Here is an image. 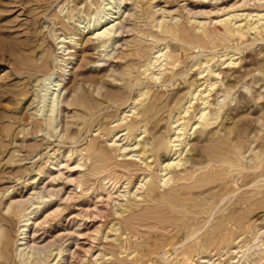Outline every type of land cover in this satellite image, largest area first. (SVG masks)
Instances as JSON below:
<instances>
[{"label":"rangeland","instance_id":"rangeland-1","mask_svg":"<svg viewBox=\"0 0 264 264\" xmlns=\"http://www.w3.org/2000/svg\"><path fill=\"white\" fill-rule=\"evenodd\" d=\"M67 1L70 3L68 4ZM73 1L82 0H0V189L5 190L14 187L12 195L23 198L29 197L37 188L42 186H47L48 189L52 190H61L60 196L54 199V203L44 206L36 218L39 220L38 223H42V226L48 231L45 241L53 238L54 235L58 236L62 229L61 236L69 233L72 229L74 238L76 235L73 231L77 227L73 223V226L70 225L69 231L64 228L66 221H58L56 218L49 217L52 218L51 221L46 222L45 217L48 213L52 214L58 206L62 211L69 209L66 213L72 211L75 206L76 195L72 194V197L68 198L69 192L80 189L78 181L75 182L73 179L81 172L85 174V178L90 177V166L97 160L93 154H90L88 158L87 149L89 147L87 145L90 144L89 146H91L94 143L92 146L96 145L95 147L105 152L107 156L112 155V159L109 161L113 160L120 164L134 161L137 166L134 164L133 167L139 168V164L144 166L142 159L126 155L133 152L132 145L134 142L145 138L152 140L159 136L155 138L157 140L165 138L167 134H173L175 126L170 125L169 121L175 117H182L180 121H186L189 128H187L188 134L190 133L183 142L186 148L184 147L181 155V164L166 168L167 172L172 173L173 178L161 188L163 191H168L180 185L176 188L179 190L178 194L181 193L179 194L180 198L177 196V200L184 201L185 204L188 202V208L186 205L187 209H185L189 210L188 212L193 209L187 214L185 210H171L167 203L151 202L150 199L142 202V207L153 203L157 213L165 215L172 211L171 214L181 215L187 219V222H192L190 217L194 216L193 222L199 221L198 224H201L200 232L193 240L194 243H192L193 241L190 242L195 245L194 250L188 257L182 255L181 250L178 251V256L175 254L172 257L175 260L173 263L207 264V260L211 259V264H264V252L259 254L260 256H255L250 252V249L252 252L254 251L252 247L257 244V241L262 240L264 242V30L260 29L261 31L258 33L254 30H247L248 36L243 42L234 36H231L232 39L215 37L218 33L217 30L220 31L222 28V24L215 21L217 18H221L233 9L248 12L247 6L242 5L244 0H142V2L141 0H127L123 8L126 11L122 17L125 29L123 28L120 33V42L110 56L105 55L106 52L98 47V40L92 39L90 34H86V32L82 34L79 25L69 26L70 31L77 33L75 37L78 44L70 45V48L74 50L70 53L74 56V60L70 75L65 81L67 91L64 95L65 103L61 112L60 128L62 132L65 131L66 137L75 136L74 139L73 137L68 138L69 140L66 142L64 140L67 138L62 141L56 137L48 138L40 118L28 119L21 109L23 102L21 97L29 89L31 74L23 65L26 58L32 54L30 47L35 45L32 40L35 36L40 35V26H44L47 63L37 71V73H43L49 66L54 65V55L57 54V46L51 37L52 27H56L57 30L67 27H63L64 22L59 11L60 7L67 4L69 11L72 9L71 6L75 4ZM96 1L84 0L79 4L78 7L82 6L81 20L86 19L85 14L89 16L99 6L100 0ZM247 1L249 4L253 3V0ZM90 3L95 4L93 6ZM158 21H164L163 24L168 22L167 24H172L171 26H174L175 29H180L179 33L181 34L177 35L178 40L175 38L176 36L170 35L171 32L168 34L165 32L167 35H164L163 27L161 28ZM53 22L55 23L53 24ZM206 22L207 24H205ZM163 24L162 26H164ZM46 25H49L50 29ZM205 28L207 33L211 34V38H207V43L204 41L201 46H199V42L197 45L194 44L199 41L196 36H202V33L204 34L206 31ZM135 47L137 48L135 49ZM160 48L168 56V53H172V55L180 53L181 60L179 59L180 63H177L176 69L170 66L173 71L170 69L165 77H163V73H160V79H155L156 82L151 77L153 73L161 72V70L166 72L164 68L169 67L167 64L169 62L168 57H162L159 61L154 62V54L152 55V53ZM230 56L235 59L234 63L229 64L228 58ZM150 61L153 63L150 64ZM214 70L217 71L216 77L212 76ZM177 71L180 72V75ZM172 79L174 80L172 81ZM207 79L217 82L210 91L209 99L210 101L212 99L211 103L213 104L209 109H218V114H220L216 119L217 122H213L209 131H203L200 124H193L192 129L191 124L196 123L198 119V116L195 119L196 115L194 114L200 109L201 100L194 98L191 103H188L187 99L189 93L197 86L203 85L204 87ZM160 80H166V82L163 81L164 84H167V80L169 82L167 86L161 85L163 83ZM223 93L226 94V99L223 98L218 105V99L222 98ZM154 97L155 100H152ZM148 101L153 103L147 104ZM186 102L188 112L181 113L182 106ZM156 104L158 105L156 106ZM144 105L150 112H148V116L146 115L147 117L144 116L146 119L140 112L145 107ZM198 106L199 109H197ZM136 116L141 119L136 120ZM148 117H151L152 120L150 118L148 120ZM131 123L132 126H130ZM133 126L135 128L132 129ZM68 129H72V131H68ZM200 136H203L202 139ZM75 139L76 141L78 139L77 144L75 143V146L69 145ZM125 144H127L128 149L120 150V147ZM179 147L181 148V146ZM173 148L175 149V147ZM68 150L71 151L70 156H68ZM64 152L67 155L60 158V165L55 166L54 173L52 175L45 173L46 166L56 156ZM78 153L83 157L81 162L84 165L82 167L77 166ZM172 156L176 157L177 155H172L167 149L162 148L160 155L154 158V163L148 169L159 170L160 165L162 166V163L165 165ZM149 159L153 162V157ZM187 159L191 166H187ZM185 165L191 168H186ZM61 166L62 168H60ZM155 167L156 169L159 167V169L156 170ZM59 169L61 170L60 173L57 172ZM106 172L98 174L97 177L92 176V180L90 179L92 186L86 192L85 201L89 208L87 213H93L92 218L95 217L96 222L93 223V221L88 220L84 225L85 229L87 228L86 235L88 237L85 238L82 264H103L104 260L107 262L112 260L110 255L101 258L99 254L104 253L107 245L111 244L115 238L113 231L108 232V238L105 237L112 221L116 222L117 220L114 198L117 197L118 193L121 194V190L125 192L126 189L131 188L134 191L135 182H139L140 177L147 174V170L135 171L134 183L127 188L124 184L126 179L123 176V171L116 168L115 171ZM149 181V179H145L146 183ZM194 184L195 186H193ZM145 185L148 187L147 184ZM143 187L140 193L146 194V187ZM233 188L236 189V192ZM110 192H112L111 197ZM226 192L230 197L225 194ZM142 197L144 196H138L137 200L142 201L144 199ZM191 200L193 204H191ZM96 207H99L100 212L93 216ZM190 207L191 209H189ZM155 208L152 210H156ZM189 214L191 215L189 216ZM207 216L210 220L206 219ZM153 221L154 219L149 222ZM143 222L145 223V221ZM204 222L208 223V227L206 224L204 228ZM211 224L212 229H209ZM100 226V230L96 232L98 230L96 227ZM149 226L145 225L144 227L143 225L142 232L140 231L141 240H153L166 234V231L162 230V235L159 230L160 227L152 229L154 227L151 226L152 228H150ZM4 227L11 230L12 236H17V225L14 221H5ZM210 230L211 235L209 236ZM49 232H52L53 235H49ZM158 232L160 235L157 234ZM206 237L209 238L208 241L205 240ZM218 237L221 238L220 241ZM200 238L203 240L195 243ZM214 241L215 243H213ZM204 242L207 244L204 245ZM190 243L188 242V244ZM75 247V242H72L71 248L75 249ZM13 248L10 247L11 251ZM244 251L248 252L247 254L251 253V257L241 258V255L245 253ZM127 253L122 252L120 258L126 257ZM133 256L134 254H131L129 257L133 258ZM179 257L184 258L180 259ZM172 258L169 259V262L167 260L166 264H172ZM69 263L81 264L78 258L72 254L68 255L65 262V264Z\"/></svg>","mask_w":264,"mask_h":264},{"label":"bare ground","instance_id":"bare-ground-1","mask_svg":"<svg viewBox=\"0 0 264 264\" xmlns=\"http://www.w3.org/2000/svg\"><path fill=\"white\" fill-rule=\"evenodd\" d=\"M83 1L84 0L79 1V2L73 1V2H75V4L72 3L73 7L71 6L72 9H70L69 11H68L69 8H67V4L66 5L64 4L63 5L64 7H62V6L60 7L59 11L61 12L62 19L64 22V26L63 25L62 26L63 27L67 26L66 27L67 29L61 28L62 29L61 30L60 28H58V30H57V29H55L56 27H52L54 25L51 26L52 27V30H51L52 36L51 37H53V40L57 46V54L54 55L55 56L54 65L51 67L49 66V68L46 71H44L43 73H37L38 69L40 67H43L44 64L47 63L46 59H45V52H46L45 42H46V40H45L44 34L46 31H45L44 26H40V31H39L40 35L35 36V38L32 40L35 44L34 47H32V48L30 47V49H31L30 52L32 54L26 58V60L24 61V65H23L24 68H26V70L28 71V73L31 74V77L29 79V89L21 97V99L23 101L22 105H21L22 106L21 107L22 112L25 113L24 115H27L28 119L29 118L30 119L40 118V121L42 122V124L45 128V134L48 135V138L49 137L50 138L56 137V138H58V140H61V141L63 139L67 138L66 140H64L66 142H67V140H69L68 138H72L73 136L72 137L71 136L66 137L65 131L62 132V129L60 128L61 112H62L63 105L65 103L64 102V95L67 91L65 81L70 75L72 63L74 60V56L70 54L74 50H72L70 48L71 47L70 45H77L78 44V41H76V37H75L77 33L75 34L73 31H70L68 29V27L69 26L74 27L75 25H79L81 27L82 34H84L86 32V34H90L92 39L94 38V39L98 40L99 41L98 47H101L102 48L101 50H104L106 52L105 55L110 56L111 52L114 49L116 50V46L120 42L119 41L120 35H121L120 33L122 32V30L124 28V24H125L122 20V17L126 11V9H123V8L125 7V1H127V0H100L99 6L97 5L98 7H96L91 12V14L89 16L85 14L86 19L81 20L80 13H82V10H81L82 6H80V7H78V6ZM67 2H68V4L70 3V1H67ZM96 2H98V0ZM141 2H142V0H141ZM248 2L249 1H247V0H244L242 2L243 6L244 5H245V7L247 6L246 9L248 10V12H241L239 9H233V10H231V12H229L226 15L222 16L221 18H217L215 20V21L219 22L220 24H222L221 25L222 28L220 31L217 30L219 28L216 29L218 33L216 34L217 36H215V37H218L221 39H223V38L232 39L231 36H234V37H237V39L239 41L243 42V40L246 39V36H248L249 30H254L257 33L259 31H261L260 29L264 30V0H253L252 4H249ZM90 4H93V3H90ZM94 4H93V6H94ZM144 11L146 12V10H144ZM147 20H148V17H147ZM159 22H160L161 28L163 27L164 33L162 30L161 31L164 35L166 33L168 34L171 32L170 35L174 36V37L176 36L175 38L177 39L178 38L177 35L181 34V33H179L180 29H178V28L175 29L174 26H171L172 24L169 25L170 23L167 24L168 22L163 24L164 21H158V23ZM54 23L55 22H53V24ZM60 23H62V22H60ZM162 24L164 26H162ZM198 24L201 25V23H198ZM205 24H207V22ZM203 25H204V23H203ZM46 27H48L50 29L49 25L48 26L46 25ZM181 27H183V26H181ZM205 30L206 31L204 32V34L202 33V36H196L195 35L199 39V41H196V43H194V44L197 45V43L199 42L198 44H199V46H201L202 42L205 41L207 43V41H206L207 38L208 39L211 38V34L209 35L207 33L208 31L206 28H205ZM79 31H80V29H79ZM156 40H158V39H156ZM179 40H180V38H179ZM233 40H234V38H233ZM230 41L232 42V40H230ZM208 42H209V40H208ZM248 42H250V41H248ZM190 43H192V42H190ZM180 45H183V44H180ZM133 46H135V45H133ZM110 47H111V49H109ZM136 48L137 47H135V49ZM129 53L131 54V51H129ZM130 54H128V55H130ZM153 54H154V56H153L154 62L159 61V59H161L162 57L163 58L164 57L169 58V62H167L169 67L167 66L164 68V70H166V72H162V70H161V72H158V73L154 72L155 74L153 73V75L151 76L154 80L160 79V77H159L160 73H163V77H165L168 74L170 69H172L174 67H175L174 69H176L177 63L181 60L180 56H179V55H181L180 53L178 55H172V53H168L169 54V56H168L166 54V52H163L162 48L155 50L154 53H152V55ZM225 55H228V53H225ZM232 56H230L228 58L229 64L235 62L234 61L235 59H233ZM47 57H48V54H47ZM152 63H153V61H152ZM152 63L150 61V64H152ZM222 63H225V62H222ZM178 66H179V64H178ZM172 71H173V69H172ZM177 72H179V71H177ZM179 75H180V72H179ZM179 75H178V77H179ZM215 75H217V71L214 70L212 73V76H215ZM174 76H176V75H174ZM176 78H177V76H176ZM157 80H155V81L157 82ZM169 80H171V79H169ZM173 80L174 79H172V81ZM215 80H216V78H215ZM160 81H162V83H163V81L166 82V80H160ZM131 82H133V81H131ZM131 82H129V83H131ZM168 82L169 81L167 80V84H168ZM139 83H140V81L138 82V84ZM175 83H176V81H175ZM177 83H178V81H177ZM215 83H217V82L213 81L212 79H207L204 87H203V85H200L199 87L197 86L195 89H193V91H191L189 93V98L187 99L188 103L189 102L191 103V101L194 98H199L201 100V107L199 109V106H198L197 109H199V110L197 112L195 111L196 114H194V115H196L195 116L196 118L195 117L194 118L197 119V116H198V119H197L196 123L191 124L192 129H193V124H195V125L200 124L203 131H209V128L212 126L213 122L216 121V119H218V115L220 114V113L218 114V109H215V108L209 109V107L211 108V106H212L211 104H213V103H211L212 99H211V101L209 99V95H210V91H211L212 87L215 85ZM167 84L163 83L161 85L167 86ZM171 84H172V82H171ZM132 85H135V84L132 83ZM131 87L132 86H130V88ZM227 94H228V92H227ZM140 95H141V93H140ZM225 97H226V94H224L221 99H218V102H217L218 105L220 104V101L223 98L226 99ZM149 99L151 100V98H149ZM145 100H146V98H145ZM152 100H155V97L152 98ZM187 102L182 106L183 108L181 110V113H187L188 112ZM150 103H153V102L150 101ZM150 103H149V101L147 102V104H150ZM86 104H87V102H86ZM157 105L158 104H156V106ZM140 112H141V115H143V118H145L144 116H146V115L148 116L149 111L145 106ZM140 112H139V114H140ZM141 115H140V117H141ZM151 115H149V116H151ZM192 116H193V114H192ZM140 117L136 116V118H137L136 120H139L138 118H140ZM151 117H148V120H149V118L152 120ZM181 118L175 117L169 121L170 125L175 126V129H174L175 132L173 134H167L165 136V138H160L157 140H155V138H157L159 136H157L155 138L153 137L154 139H152V140L145 138L142 140L139 139L138 141L134 142V144L132 145L133 146V148H132L133 152L129 153V154L127 153L126 155H128V156L130 155V156H133L135 158L142 159V163H144V166L143 165L141 166L139 164L138 165L139 168L133 167V165L135 164L134 161L125 162V163H121V164L118 162L115 163L113 160L109 161L110 159H112V155L107 156L105 154V152L97 149V147H95L96 145L92 146L94 143L91 146H89L90 144L87 145V147H89L87 149L89 152L88 158H89L90 154L91 155L93 154V156H95L97 160L94 161L90 166V170H89L90 177H88L89 179L85 178V174L82 172L80 175L77 176V177H79L78 180H76L77 177L73 179V180H75V182L78 181V187L80 189H79V191H77L75 189L72 192H69L68 198L72 197V194L76 195L75 206L72 208V211L70 210L68 213H66V212L69 209H67L66 211L64 209L62 211L60 209V206H58V208L57 209L55 208V210L52 212V214L48 213L46 215L47 217H45L46 222L51 221L52 218L53 219L56 218V219H58V221H60V220L66 221L64 224V228H66L67 230L71 229V226H73L72 225V223H73L74 226L77 227L73 231L76 235L74 238H73L74 234L71 232L72 229H71V231L69 230L70 231L69 233H66L65 235L61 236L60 233L63 230L62 229L58 236L54 235L53 238L45 241L47 238L46 233H48V231H47V229H45L42 226V223H38L39 220H37V218H36V215L39 214V212L42 210V208L44 206L50 205L53 201H55L54 199H56L60 196L61 190H52V189H48L47 186H42L40 188H37L36 191L34 193H32L29 197L23 198V197H14V195H12L13 191L15 189L14 187L13 188L12 187L6 188L5 190L0 189V264H65V262L68 259V255H70V254H72L76 258H78V261L82 264L84 261L83 260L84 259L83 249H84L85 242H86L85 238L87 236L86 235V229L87 228L85 229L84 225H86V221H88V220H90L91 222L93 221V223L96 222L95 217L92 218L93 213L92 214H89L90 212L87 213V209H89V208H88V206H86L87 204L85 201L86 192H87L88 188H90L92 186L90 184L92 182V181H90V179L92 176L97 177V175L101 174L102 172L104 173L106 171L108 172V171H112V170L115 171L116 168L123 171V173H124L123 176L126 179V180H124L125 181L124 184L126 185L127 188L130 185H132V183H134L133 177L135 176V171L147 170V172H146L147 174L142 175L143 177H140L139 182H135L134 186L136 188L134 191H132L131 188H129L128 190L126 189L125 192H124V190H121V191L119 190L121 194L118 193L119 195L117 194V197L114 198V206H115V210H116L115 212L117 215V218H116L117 220H116V222L112 221V224L109 226L105 237L108 238V232L113 231L115 238L113 239L111 244L107 245V247H106L107 249H105V252L102 254H99L101 258L102 257L104 258L106 255L107 256L110 255V259L112 257V260L110 262H107L104 260L103 264H166L167 260L169 262V259L174 257L175 254L177 255V252L180 250H181L180 253L182 255L188 257V255L191 253V251L194 250L195 245L192 244V243H194L193 240H195V238L197 237V235L199 234L200 229H201V224L200 225L198 224L199 221L197 220L198 221L197 223L193 222L195 217L191 216L190 220H192V222H189V221L187 222V219L181 217V215L171 214L173 212L170 210H169L170 211L169 214H165V215L157 213V209L155 208V205H153V203H152V205H150L151 204L150 203L146 206L144 205L145 207H142V202L145 200L149 201V199H150V200H152L151 202L156 201V202H160V204L161 203H164V204L167 203L169 205V207L171 208V210L173 209L175 211L176 210H185L188 208V202L185 204V203H183L184 201L177 200V196H179V194H181V193L178 194L179 190L176 188L180 187V185L176 186V188L173 187L172 189H170L168 191L167 190L163 191L161 188V186L167 185L168 182L173 178L172 173L167 172L166 168L167 167L169 168L170 166L173 167L174 165L178 166L181 164V160H182L181 155H182V153L184 151V147H185L183 145V142H185V139H187V136L190 134V133L188 134V130H187L188 127H187L186 121L181 122L180 121ZM192 119H193V117H192ZM190 121H193V120L190 119ZM138 123H139V121H138ZM141 123H143V122H141ZM128 125H130V124H128ZM135 125H136V123H135ZM143 125H144V123H143ZM130 126H132V123ZM137 126H139V125L137 124ZM44 128H43V130H44ZM133 128H135V127L133 126L132 129ZM198 128H199V126H198ZM69 130L72 131V129H68V131ZM213 130H215V129H213ZM216 131H217V129H216ZM218 131H219V129H218ZM76 132H77V130H76ZM213 132H215V131H213ZM165 133H168V132H165ZM133 135H134V133H133ZM210 135L212 136V134H210ZM74 137H73V139H74ZM79 137H77V138H79ZM160 137H161V135H160ZM202 137H201V139H202ZM79 140H80V138H79ZM131 140H132V138H131ZM77 141H78V139H77ZM77 141L75 139L72 141L71 144H69V143L68 144L74 145ZM91 141H93V140H91ZM62 144H65V143L62 142ZM182 145H183V147H182ZM179 146H181V148ZM137 147H138V149L136 150ZM173 147H175V149ZM14 148H15V146H14ZM162 148H165V150L167 149V151L169 153H172V155H175V156L177 155V156L176 157L172 156L174 158L170 157L168 159L167 163H165V165L162 163V166L160 165L161 168L160 169H159V167L157 168L159 170H157L156 167L154 169H156L157 171L149 170L148 168H151V164L154 163V158H157L160 155V150ZM121 149L122 150L128 149L127 144L122 145V147H120V150ZM77 150H79V149H77ZM102 150H103V148H102ZM14 151H16V150H14ZM71 151H72V149H71ZM71 151L68 150V152H67L68 156H70ZM106 153H107V151H106ZM161 154H162V152H161ZM237 154H238V152H237ZM64 155H67L66 152L56 156L52 160V162H50L48 164V166H46L45 173H49V175H52V173H54L55 166L60 165L59 160ZM150 157H153V162L149 159ZM187 157H190V156H187ZM77 159H78L77 166L82 167L84 165L81 162L83 159L82 155L78 153ZM20 160L23 161V159H20ZM161 162H162V159H161ZM184 162H186V161H184ZM188 165H190V164L188 163V159H187V166ZM187 166H186V168H191V167H187ZM141 167H145V168H141ZM60 168H62V166ZM193 169H194V166H193ZM183 170L186 171L185 169H183ZM168 171H170V170H168ZM43 172H44V170H43ZM57 172L60 173L61 170L59 169V170H57ZM170 173H171V175H169ZM143 174H145V173H143ZM106 176H108V175H106ZM187 176H186V179H187ZM190 176H192V175H190ZM174 177H175V175H174ZM86 179H88L89 182H87L88 180L86 181ZM145 179H149L150 180L149 183H146ZM93 182H95V181H93ZM180 183H181V185H183L182 182H180ZM145 184H147L148 187H146ZM84 186H88V187H84ZM143 186L146 187L145 188L146 194L140 193L141 192L140 190L144 188ZM193 186H195V184ZM250 186H252V185H250ZM166 188H168V187H166ZM234 188H235V186H234ZM113 189H114V187H113ZM163 189H164V187H163ZM234 190L236 192V189H234ZM225 191H226V189H225ZM237 192H238V190H237ZM111 194H112V192H110V194H109L110 197H111ZM221 194H219V195L221 196ZM225 194H227V192ZM142 195L144 196V197H142L144 199L142 201L137 200V197L142 196ZM227 195L229 196V194H227ZM131 196H133V197H131ZM121 198H123V199H121ZM179 198H180V196H179ZM222 198H223V196H222ZM204 199H205V197H204ZM208 199H210V198H208ZM218 203H220V202H218ZM191 204H193L192 200H191ZM186 205H187V208H186ZM157 207L159 209V206H157ZM153 208H155L156 210H152ZM98 209H99V207H96V209L94 211L95 213L93 216H95V214H99L100 211ZM189 209H191V207ZM192 209H191V211H192ZM90 210L92 211V209H90ZM212 210H214V209H212ZM188 211L189 210H185L186 213ZM209 211H210V209H209ZM209 211H208V213H209ZM190 212H188V213H190ZM199 213H200V211H199ZM213 213H214V211H213ZM190 215L191 214H189V216ZM49 217H52V218L50 219ZM204 217H205V215H204ZM207 218H208V216L206 217V219ZM153 219H154L153 222H149L150 220H153ZM206 219H204V221H206ZM5 221H14V223L17 225V230H16L17 236L16 237L12 236L11 230L4 227ZM143 221H145V223ZM202 224H203V222H202ZM206 224L208 227V223H205L204 228H205ZM50 225H52V224H50ZM116 225H118V226L116 227ZM143 225H144V227H145V225L146 226L150 225L149 226L150 228L154 227L152 229H156L157 227L158 228L160 227L159 228L160 232L162 230L166 231V234H165L166 236L164 235L163 236L164 238L161 236H158L160 238L154 237L156 239H153V240L152 239H146L147 241L141 240V238H142V234H141L142 230L141 229H142ZM211 227H212V224L210 225L209 229H212ZM100 228H101V226L98 228L96 227V229H98V230H96V232L99 231ZM240 230H241V227H240ZM94 231H95V229H94ZM212 231H214V230H212ZM51 233L49 235H53ZM161 233L163 235V232H161ZM201 233H202V231H201ZM214 233L216 235V232H214ZM157 234L160 235L159 232ZM147 235H149V234H147ZM150 235H151V233H150ZM210 235H211V230H210L209 236ZM155 236H156V234H155ZM218 236H219V234H218ZM229 238H232V237H229ZM218 239H219V237H218ZM220 239H219V241H220ZM222 239H223V236H222ZM202 240H203V238H200L197 241H195V243L198 241H202ZM205 240L208 241L209 238L206 237ZM225 240H228V239L225 238ZM215 241H216V239H215ZM215 241L213 243H215ZM72 242H75V245H76L75 249L71 248ZM188 242L189 243L192 242V243L188 244ZM209 242H211V241H209ZM213 243H211V244L213 245ZM206 244L204 242V245H206ZM11 246H12V248L14 247L13 251H11V249H10ZM250 246L252 247V245H250ZM202 248H203V246H202ZM252 248H254V251L252 252L251 251L252 249H250V252L253 255L257 256V255L264 252V242H262V240L257 241V244ZM122 252L123 253L128 252L127 255H125L126 257L120 258V254ZM247 253L248 252H245L244 254H242L241 258L245 259L249 256L251 257L252 254L251 253L247 254ZM131 254H134L133 258L129 257V256H131ZM183 258H180V259H183ZM210 260L211 259L207 260V262H208L207 264H211ZM173 261H175V260H173V258H172V261H171L172 264H174ZM259 261L261 262L262 260H259ZM254 262H257V260L256 261L254 260ZM69 264H72V263H69ZM168 264H170V263H168ZM232 264H238V263H232ZM253 264H255V263H253ZM256 264H258V263H256ZM259 264H261V263H259Z\"/></svg>","mask_w":264,"mask_h":264}]
</instances>
